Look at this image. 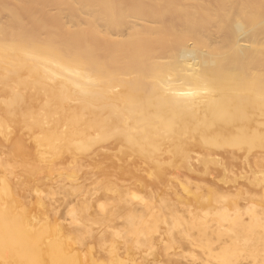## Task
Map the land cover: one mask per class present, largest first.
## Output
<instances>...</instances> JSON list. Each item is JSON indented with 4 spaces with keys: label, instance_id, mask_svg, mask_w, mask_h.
Returning a JSON list of instances; mask_svg holds the SVG:
<instances>
[{
    "label": "bare ground",
    "instance_id": "bare-ground-1",
    "mask_svg": "<svg viewBox=\"0 0 264 264\" xmlns=\"http://www.w3.org/2000/svg\"><path fill=\"white\" fill-rule=\"evenodd\" d=\"M1 12L0 264H264V0Z\"/></svg>",
    "mask_w": 264,
    "mask_h": 264
},
{
    "label": "rangeland",
    "instance_id": "rangeland-1",
    "mask_svg": "<svg viewBox=\"0 0 264 264\" xmlns=\"http://www.w3.org/2000/svg\"><path fill=\"white\" fill-rule=\"evenodd\" d=\"M192 1H199V0H192ZM7 14V15H6ZM10 16V14L9 13H7V12H1L0 13V22H4V20L6 19H8V17ZM18 25H20V26H22L21 24H20V22H18L17 24H16V26H15V30H19V29H21L22 27H20V26H18ZM18 27V28H17Z\"/></svg>",
    "mask_w": 264,
    "mask_h": 264
}]
</instances>
